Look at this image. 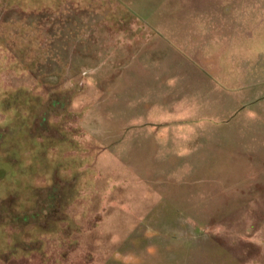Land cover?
Returning a JSON list of instances; mask_svg holds the SVG:
<instances>
[{
    "label": "rangeland",
    "instance_id": "obj_1",
    "mask_svg": "<svg viewBox=\"0 0 264 264\" xmlns=\"http://www.w3.org/2000/svg\"><path fill=\"white\" fill-rule=\"evenodd\" d=\"M0 264H264V0H0Z\"/></svg>",
    "mask_w": 264,
    "mask_h": 264
}]
</instances>
